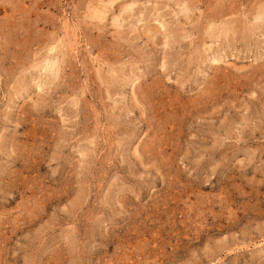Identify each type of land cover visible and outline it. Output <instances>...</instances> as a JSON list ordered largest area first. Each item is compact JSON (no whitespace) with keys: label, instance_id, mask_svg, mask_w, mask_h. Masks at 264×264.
Returning <instances> with one entry per match:
<instances>
[{"label":"rangeland","instance_id":"374dc122","mask_svg":"<svg viewBox=\"0 0 264 264\" xmlns=\"http://www.w3.org/2000/svg\"><path fill=\"white\" fill-rule=\"evenodd\" d=\"M0 264H264V0H0Z\"/></svg>","mask_w":264,"mask_h":264}]
</instances>
